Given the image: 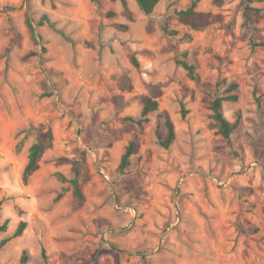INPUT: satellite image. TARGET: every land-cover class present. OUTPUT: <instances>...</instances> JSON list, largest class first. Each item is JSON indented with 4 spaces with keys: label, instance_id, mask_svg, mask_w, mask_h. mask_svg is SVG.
I'll use <instances>...</instances> for the list:
<instances>
[{
    "label": "rangeland",
    "instance_id": "374dc122",
    "mask_svg": "<svg viewBox=\"0 0 264 264\" xmlns=\"http://www.w3.org/2000/svg\"><path fill=\"white\" fill-rule=\"evenodd\" d=\"M191 1L159 0L145 16L126 0L128 20L119 0H0V264H264V50L249 48L242 0H197L215 17L200 31L171 15ZM253 1L252 37L264 41V2ZM43 15L52 27L36 25ZM183 53L197 79L175 63ZM222 80L238 85L222 106L239 119L230 141L210 126ZM144 95L158 109L137 126ZM163 112L167 149L155 136ZM39 126L51 144L24 183ZM133 135L139 148L120 174ZM80 155L78 202L57 174L70 178L62 159Z\"/></svg>",
    "mask_w": 264,
    "mask_h": 264
},
{
    "label": "trees",
    "instance_id": "16d2710c",
    "mask_svg": "<svg viewBox=\"0 0 264 264\" xmlns=\"http://www.w3.org/2000/svg\"><path fill=\"white\" fill-rule=\"evenodd\" d=\"M92 3H96L97 0H89ZM112 2L116 0H110ZM124 14L127 19L130 20L131 16L128 11L126 0H119ZM140 12L145 16H151L154 12L156 5L159 0H133ZM264 2V0H258ZM197 0H192L191 3L185 8L173 9L171 12L172 17H174L178 23L187 26L191 30L200 31L205 27L212 24L215 20V17L209 13H202L195 10ZM253 0H242L241 2V18L242 23L241 26L245 29V31L249 35V48L250 50H254L257 48L264 50V41H256L252 37V33L256 30V24L258 19L261 17V9L253 7ZM107 16H111V13H107ZM169 17L166 18V21L163 24L162 32L168 38H173L178 33L177 31L171 30L169 28L168 23ZM27 27L31 33L32 38L36 41L42 40V37L35 33L32 22L29 18L26 19ZM44 24L52 27L53 24L50 23L49 19L46 15H43L40 20L37 22V26H43ZM122 30L126 29V26H119ZM189 36L185 35L184 39H188ZM44 50V49H42ZM187 54L183 53L176 56L175 63L184 69L190 79H197V74L195 73L196 66L193 63H190L186 59ZM131 63L134 67L138 68L139 64L137 60L132 57ZM221 86L223 88L221 89ZM238 85L236 83H226L225 80H222L220 83L216 85L215 92L212 95L209 101V111H210V126L216 130V133L219 134L226 141H230L231 135L236 130L239 119H236L234 122L228 121L223 114L222 106L224 102H235L238 99L237 94H235ZM156 92V91H155ZM157 94V92H156ZM156 97V96H155ZM155 97L144 95L140 98L141 110L139 116L135 119H129L137 126H142L149 121V115L156 112L158 109V103L155 100ZM257 103L259 104V100L257 99ZM39 126L36 130L37 132V140L30 145L28 148L27 162L22 172V181L25 183L28 176L35 170L38 160L40 156L44 153V151L51 144V133L49 131H45L41 133L39 131ZM33 130V128H32ZM156 141L159 146L164 149L169 148V146L174 141V126L167 115V113L163 112L158 116L157 119V128L155 132ZM139 144L136 135H133L131 140L128 142L125 150L120 158V162L117 168V172L120 174H125L130 166L131 157L135 155L138 151ZM63 161L69 163L71 165V177L66 178L62 174H57L58 179L61 183H68L72 188V195L78 201L81 202L83 200V195L81 192L80 186V169L81 165L84 162V157L79 156L74 159H62ZM8 220H4V222L0 225V233H3L7 229ZM26 227L25 222L20 221L12 235V238L19 237ZM8 239H4L0 242V247L3 246ZM42 258L46 262V256L44 251H42ZM26 260L25 253L21 257V263H24Z\"/></svg>",
    "mask_w": 264,
    "mask_h": 264
}]
</instances>
